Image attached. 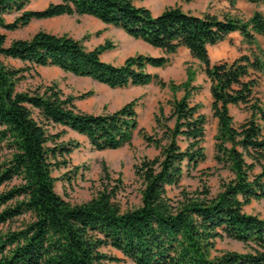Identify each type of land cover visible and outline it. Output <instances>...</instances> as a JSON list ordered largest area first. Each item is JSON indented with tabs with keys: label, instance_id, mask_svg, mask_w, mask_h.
Instances as JSON below:
<instances>
[{
	"label": "trees",
	"instance_id": "trees-1",
	"mask_svg": "<svg viewBox=\"0 0 264 264\" xmlns=\"http://www.w3.org/2000/svg\"><path fill=\"white\" fill-rule=\"evenodd\" d=\"M33 1L0 0V29L14 32L33 21L89 16L163 55L138 54L115 66L101 60L112 49L110 42L88 50L68 35L38 31L6 45L0 33V264H264V217L244 211L264 202V100L259 97L264 52L256 41V36L264 39V15L256 11L241 21L195 16L175 6L154 16L132 0H58L30 10ZM227 1L235 6L236 0ZM245 1L264 6V0ZM9 15H15L11 22L5 19ZM232 33H239L248 52L212 63L208 48ZM179 49L198 61L209 83L210 110L217 121L213 159L230 174L219 180L214 195L205 186L168 195L206 159V117L191 100L200 90L192 85L196 72L188 69L186 81L176 85L149 71L169 66ZM6 60L26 66L14 68ZM39 67H56L110 89L154 84L183 96L169 102L168 116L158 107L154 133L148 135L139 129L136 100L94 115L75 104L92 92L66 96L56 85L19 92L25 73ZM230 106L244 110L247 118L235 123ZM56 127L63 130L52 133ZM66 130L86 138L98 152L130 146L135 132L159 151L133 167L141 185L137 207L123 209L120 179L101 184L83 204H71L55 192L53 171L68 165L66 158L76 147L60 141ZM103 175L109 179L105 166ZM224 238L242 244L244 252L217 251V241Z\"/></svg>",
	"mask_w": 264,
	"mask_h": 264
},
{
	"label": "rangeland",
	"instance_id": "rangeland-1",
	"mask_svg": "<svg viewBox=\"0 0 264 264\" xmlns=\"http://www.w3.org/2000/svg\"><path fill=\"white\" fill-rule=\"evenodd\" d=\"M134 5L145 7L156 16L162 13L166 8L179 6L187 13H193L196 16L203 14L215 15L219 18L232 16L241 21H247L254 12H264L262 5L251 6L246 1H240L238 8H223L218 5L217 0H192L189 4H183L178 0H132ZM222 1V0H221ZM224 1V0H223ZM58 0H36L33 1L28 9L41 10L49 4L57 3ZM179 2L181 4H179ZM212 4V5H211ZM211 5V6H210ZM210 13H208V11ZM15 15L6 16L7 22L13 21ZM38 31H45L54 35H68L73 39L82 41L85 48L92 50L105 42H110L112 49L101 55V60L111 62L114 65L123 64L128 57L135 55L162 56L160 50L149 49L142 42L135 41L128 37L121 30L111 26H106L98 20L89 16H61L49 20L33 21L26 28L14 32H6L0 29V33L6 35V45L16 39H30ZM237 35L229 39L228 46H222L208 49L209 59L212 63L220 61H233L242 53H247L248 48L243 42L236 45ZM226 41V40H225ZM257 46L264 52V41H257ZM170 65L163 69H149L153 74L159 76L164 82H173L180 85L187 79V70L192 69L196 72L192 85L199 87L198 93L192 97V103L202 106L200 112L206 117L204 151L206 159L196 170L185 175L176 188H170L168 195L175 198L181 190L194 192L201 190L203 186L207 187L212 195L219 190V180L230 177L229 172L221 165H217L213 159L214 155V136L216 133L217 121L212 117L210 110L209 83L202 73L198 61L192 59L185 49H179L178 52L170 56ZM7 65L14 68H24L26 64L16 60H6ZM121 64V65H122ZM56 85L64 95L77 97L83 93L92 92L93 95L82 101H76L78 109L88 114H106L113 113L120 109L126 103L132 100L137 101L136 112L138 114L139 129H143L148 135L154 133L153 117L159 106L163 108L165 116L170 113V105L173 99H180L183 96L182 91L171 92L168 88H160L151 84L145 87H135L127 89H110L100 85L91 79L74 76L66 73L56 67H39L30 69L25 73V79L18 85L19 92H33L37 88ZM259 97L264 100V78L259 87ZM230 115L235 123L239 124L247 118L244 110L238 107L229 108ZM173 122H168L172 126ZM63 130L56 127L52 133ZM63 143L76 145L73 152L66 158L68 165L53 171L55 178V192L71 204H83L89 201L93 195L100 189L101 184L108 181L113 182L120 179L123 182L124 189L118 195L123 209H131L140 204V182L135 178L133 167L144 159H152L159 154L153 146L147 145L137 132L134 133L131 145L125 146L115 151L98 152L91 149L86 138L66 130V133L60 139ZM185 148V143H181ZM103 166L109 173V179L103 175ZM247 214L264 217V202H253L244 208ZM217 251H237L244 252L240 243L229 239H221L216 244ZM108 254L122 257V255L112 249H105ZM113 264H134L131 261L113 263Z\"/></svg>",
	"mask_w": 264,
	"mask_h": 264
},
{
	"label": "crops",
	"instance_id": "crops-1",
	"mask_svg": "<svg viewBox=\"0 0 264 264\" xmlns=\"http://www.w3.org/2000/svg\"><path fill=\"white\" fill-rule=\"evenodd\" d=\"M209 1V0H208ZM216 1V0H215ZM240 1H245V0H236V2H235V6L233 7V9H236V8H238V4H239V2ZM217 2H218V5H221V7H223V8H228V9H231L232 7L230 6V3L227 1V0H217ZM209 3H210V1H209ZM212 3H214V0H213V2ZM247 3V2H246ZM179 4H181L180 2H179ZM248 5H253V6H256L255 4H250V3H247ZM212 5V4H211ZM210 5V6H211ZM264 7V6H263ZM210 11L211 10H209L208 11V13H210ZM186 12V11H185ZM161 13V12H160ZM159 13V14H160ZM158 14V15H159ZM190 14H192V15H194L193 13H190ZM263 15H264V12L262 13ZM158 15H156V16H158ZM211 15H212V13H211ZM196 16V15H195ZM103 24V23H102ZM105 25V24H104ZM107 26V25H106ZM234 35H237L236 37H237V40H236V45L239 43V42H242V38H241V36L239 35V33H232L231 35H229V37H228V39L226 40V41H223V42H221V43H219V44H217V45H215V46H212V47H209L208 49H211V48H216V47H221V48H224V47H222V46H228V41H229V39H231V38H233V36ZM263 40L264 41V39L263 38H261V37H259V36H256V41H259V40ZM139 42H141V41H139ZM143 43V42H142ZM145 44V43H144ZM146 45V47L147 48H149V49H154V48H152L151 46H149V45H147V44H145ZM155 50H157V49H155ZM142 55H144V54H142ZM150 56V55H149ZM154 57V56H153ZM157 57H159V56H157ZM127 59V58H126ZM125 59V60H126ZM124 60V61H125ZM123 61V62H124ZM107 63H110V64H112V65H114L113 63H111V62H107ZM122 64V63H121ZM121 64H119V65H121ZM119 65H115V66H119ZM230 107H232V106H230ZM229 107V108H230Z\"/></svg>",
	"mask_w": 264,
	"mask_h": 264
}]
</instances>
